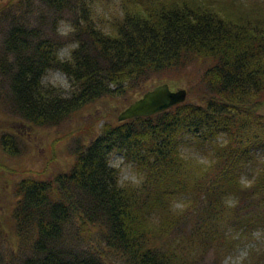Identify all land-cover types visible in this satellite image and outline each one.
<instances>
[{
	"label": "trees",
	"instance_id": "16d2710c",
	"mask_svg": "<svg viewBox=\"0 0 264 264\" xmlns=\"http://www.w3.org/2000/svg\"><path fill=\"white\" fill-rule=\"evenodd\" d=\"M39 1L75 17L78 37L64 61L61 40L33 43L37 31L14 26L5 39L0 75H10L14 112L29 126L56 125L101 99L131 101L192 67L203 71L183 103L104 125L74 148L67 172L20 179L15 200L0 205V264H198L193 243L232 246L228 228L248 237L263 228L264 160L246 188L238 169L264 146V0H118L119 18L103 28L92 10L104 0ZM50 69L68 78L70 95L41 85ZM188 134L226 141L195 168L180 151ZM0 146L15 156L12 141ZM113 154L139 169V184H120ZM228 195L245 209L228 207ZM178 196L188 199L174 210Z\"/></svg>",
	"mask_w": 264,
	"mask_h": 264
},
{
	"label": "rangeland",
	"instance_id": "374dc122",
	"mask_svg": "<svg viewBox=\"0 0 264 264\" xmlns=\"http://www.w3.org/2000/svg\"><path fill=\"white\" fill-rule=\"evenodd\" d=\"M119 16L118 0L97 1L95 9L92 10V17L99 28L107 26ZM74 20L75 17L67 13L61 15L50 10L39 0H0V54L6 52L4 41L12 27L23 26L25 30L40 33L33 43L45 38L61 40L62 45L56 52L57 57L63 61L68 60L78 37L77 29L74 30ZM202 71L200 67H192L187 70L185 78L181 81L167 85L171 91L185 89L187 92V87L198 90ZM9 81L10 75H0V143L1 139L6 137L13 142L15 151V156H10L5 154L0 146V205H5L4 207L15 200L14 186L20 179L40 177L48 181L67 172L73 162L74 148L97 136L104 125L117 122L118 115L144 94L140 92L132 95L131 101V96L101 99L56 125L34 127L29 126L15 113L17 111L12 103ZM41 85L56 94H59V90L65 96L75 89L68 78L56 69L44 73ZM225 141V135H219L212 141H203L188 134L181 142L180 151L195 168H203L214 160L215 149ZM263 160L264 146L261 145L251 151L249 158L238 169L239 184L242 188L248 187L254 181L262 169ZM109 163L119 171L121 185H137L141 182L142 174L139 169L127 162L122 155L113 154ZM3 170H8V177L2 176ZM187 199V196L176 197L173 201L174 210H181ZM224 200L228 207L241 209L247 203L239 196L228 195ZM245 213L246 210H243L241 215ZM228 230L229 233L225 231L234 241L232 246L204 247L193 243L189 249L190 255L197 259L198 264H264V227H257L250 237L239 233L240 229ZM186 238V234L179 235V240ZM6 242L2 251L8 252L9 255L13 244H9L12 243L9 241L8 247Z\"/></svg>",
	"mask_w": 264,
	"mask_h": 264
},
{
	"label": "water",
	"instance_id": "95a60500",
	"mask_svg": "<svg viewBox=\"0 0 264 264\" xmlns=\"http://www.w3.org/2000/svg\"><path fill=\"white\" fill-rule=\"evenodd\" d=\"M185 89L171 91L167 84H161L145 92L143 96L130 104L119 115V122L137 117H146L165 111L185 101Z\"/></svg>",
	"mask_w": 264,
	"mask_h": 264
}]
</instances>
